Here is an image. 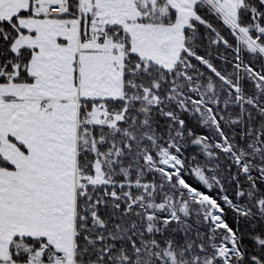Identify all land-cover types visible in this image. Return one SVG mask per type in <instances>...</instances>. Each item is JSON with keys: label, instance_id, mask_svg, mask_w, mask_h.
<instances>
[{"label": "snow or ice", "instance_id": "obj_1", "mask_svg": "<svg viewBox=\"0 0 264 264\" xmlns=\"http://www.w3.org/2000/svg\"><path fill=\"white\" fill-rule=\"evenodd\" d=\"M0 264H264V0H0Z\"/></svg>", "mask_w": 264, "mask_h": 264}]
</instances>
